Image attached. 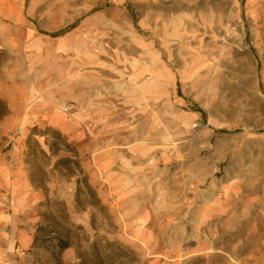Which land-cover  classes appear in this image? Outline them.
<instances>
[{
	"label": "rangeland",
	"instance_id": "obj_1",
	"mask_svg": "<svg viewBox=\"0 0 264 264\" xmlns=\"http://www.w3.org/2000/svg\"><path fill=\"white\" fill-rule=\"evenodd\" d=\"M7 1L0 98L27 115L0 125V264H54L48 214L61 264H264V0Z\"/></svg>",
	"mask_w": 264,
	"mask_h": 264
},
{
	"label": "trees",
	"instance_id": "obj_2",
	"mask_svg": "<svg viewBox=\"0 0 264 264\" xmlns=\"http://www.w3.org/2000/svg\"><path fill=\"white\" fill-rule=\"evenodd\" d=\"M7 115V105L0 98V123ZM35 136L45 138V143L49 146L50 152H53V149H63L66 151L69 149V145L62 140L59 132L52 129L39 132L37 129H34L28 136L26 143L28 150L35 152L36 155L46 157L45 153L39 150V146L34 140ZM60 163L59 165L66 163H69L71 166L77 165L76 162L73 163L71 161H62ZM27 165L29 166V163H27ZM29 183L35 190H40L44 187L42 180L36 179L32 175L29 176ZM70 246L71 242L69 240L68 229L61 224L56 215L48 214L42 217V223L36 229L30 254L38 258L42 255H48L47 259L53 260L54 264H61L60 256L65 250L69 249ZM92 264H102V260H96Z\"/></svg>",
	"mask_w": 264,
	"mask_h": 264
},
{
	"label": "crops",
	"instance_id": "obj_3",
	"mask_svg": "<svg viewBox=\"0 0 264 264\" xmlns=\"http://www.w3.org/2000/svg\"><path fill=\"white\" fill-rule=\"evenodd\" d=\"M8 1L7 0H0V7L1 9H6ZM5 11V12H4ZM0 12V23L4 22L6 26L13 27V26H23L24 22V16L23 13L20 11L19 5L17 6V9L14 13L8 12L7 10H4ZM28 33H31V30H27ZM4 102L7 105L8 108V115L2 120L0 123H7V124H16L22 123V118H24L26 112H24V109L26 104L21 100L20 98L11 97L8 96L7 98H4ZM32 113V112H31ZM36 113V112H35ZM14 174L10 170V167L8 165L0 166V180H2L3 183H0V188L2 187H8V188H15V181L13 180ZM31 186V185H30Z\"/></svg>",
	"mask_w": 264,
	"mask_h": 264
}]
</instances>
